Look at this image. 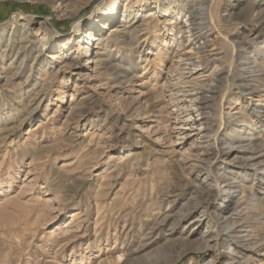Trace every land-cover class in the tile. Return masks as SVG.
<instances>
[{
    "label": "rangeland",
    "instance_id": "374dc122",
    "mask_svg": "<svg viewBox=\"0 0 264 264\" xmlns=\"http://www.w3.org/2000/svg\"><path fill=\"white\" fill-rule=\"evenodd\" d=\"M104 1L0 0V264H264V0H208L194 77L223 81L188 120L210 134L171 100L202 93L173 83L176 57H197L163 27L176 0H120L130 24L91 62L74 32Z\"/></svg>",
    "mask_w": 264,
    "mask_h": 264
},
{
    "label": "bare ground",
    "instance_id": "6f19581e",
    "mask_svg": "<svg viewBox=\"0 0 264 264\" xmlns=\"http://www.w3.org/2000/svg\"><path fill=\"white\" fill-rule=\"evenodd\" d=\"M59 1H61V0H59ZM71 1H74V0H71ZM190 2L192 4V8L196 7V9L193 11L192 10L186 11L187 8L185 9V5L181 4L179 0H176L175 4H173V6H171L169 8H166L164 5L163 6L161 5L162 6L161 12L164 14L163 17L165 18L163 20V27L164 28L168 27L169 31H172V32H175L176 34L182 35L181 38H183L185 40V42H183V43H186L187 46H190L189 49L193 50L195 52V55H197V57H195V58H192L191 56L186 57L185 55H181V54H179L176 57L175 65L178 67L177 70L178 71L181 70L182 73H178L176 75L177 78L175 79V82H173L174 85L175 86H185V87L190 85L194 88L192 90L190 89L191 91L199 92L201 90L202 93L200 96H194V95L193 96L192 95L186 96L188 100H184V101H182V99H171V100H174V103L176 102L174 107L177 109L178 112L181 111V108L183 109V111L181 113H179V114H184V118H185V119L183 118L184 124H182L181 126H189L191 128L194 125H196V128H199L198 133L201 134L200 129H202V127H203V129L208 131V133L210 134V133H212V130H213L212 123L214 121L212 119H209V118L202 119L201 118V121H195L196 120L195 118L193 119V121H191V120L189 121L188 119L193 118L194 117L193 114H197L198 117L203 116L204 110H206L207 108L208 109L213 108L215 101H216L215 95L218 92L217 82H218V84L222 83L223 78L221 77V75H223V73L217 71L216 74H214V75L209 74L208 75L209 80L206 81L209 83V85L200 84L199 82H197V80L194 77L195 76L194 71L200 66V62L198 60L200 57L198 55L202 52V50L204 48H206V45H207L206 40L204 38V32L206 31V29L210 26V23H212V22L210 21L207 24L204 23V21H206V19H207V17L204 18V16L206 15V12L208 14V9H209V3L210 2L208 0H200V1L199 0L198 1L192 0ZM69 9H70V6L67 7L65 5V8L61 9L62 15L73 17L72 16L73 14L71 12H69ZM131 15H132V13L128 10V8L126 6L123 7L121 5L120 0H105L103 5L101 7H99L96 11H94V15L92 17L93 18L92 24H90L89 26H87L85 28H77L75 30L74 34L77 35V37H75V38L77 40L78 50L83 46L81 48V52L83 53V56L88 57L89 61H91V62H96L95 59H96L97 53H95V49H97V47H95L93 45L90 48L91 43L94 40H97V37L108 27L110 28L109 31H111L113 28H116V24H118L120 22L122 24H125V25L130 24ZM155 15H156V13L154 14V13L150 12L148 16L144 17L143 21L139 25L140 29L143 28L144 25L146 26L147 29H149V27L152 25V19L151 18L155 17ZM202 15H203V17L201 18L200 16H202ZM116 17H117V19H116ZM17 18H20V17H13L11 19V26L12 27H13V25H15V23L18 22ZM120 18H121V21H120ZM29 21H30V18H26V22H29ZM110 25H111V27H110ZM3 31L4 30L2 29L1 32H3ZM39 31H38V33H39ZM108 40H110V37H108L107 39H104V40L101 39L100 41H104L107 43ZM39 44H40L41 50H42V48L52 49V47L50 45H48L47 42H43V41L40 42L39 41ZM46 45H48V46L46 47ZM241 45L242 44L239 43L238 46L240 47ZM24 47L19 48V54H20V55L18 54L19 58L22 57L23 59H25L27 56L28 52L24 51V49H25ZM41 50H39V51H41ZM236 56H237L238 60H240V58H242V54H240V53H237ZM235 64L237 66H234V67L238 68V70L239 69L240 70L242 69V71L246 70L245 65H242V64L237 63V62ZM181 66H183V68H181ZM107 68H108V66H107ZM251 72H253V71H251ZM246 74L247 73H244L243 75H238V74L233 75L232 74L231 76H229V79H231L232 83H235L237 86H240V87L246 86L247 87L249 85V82H255L256 79H255V77H250L251 81H247V80H249L248 79L249 77H245ZM227 76H228V74H227ZM213 78L216 79L217 82H216V85L213 84L215 86L212 88V86L210 84L215 82L213 80ZM256 78H258V77H256ZM259 78L260 79H257V80H258V82H261V77H259ZM204 89H206V90H204ZM250 89L253 91V88H250ZM191 91L188 90V92H191ZM179 92H182V90L176 91V93H179ZM207 93H210V95L207 96ZM196 95H198V93H196ZM254 112H255V110H254ZM178 117L179 116H177L176 120L179 119ZM226 121H227V124L229 126L233 127L234 122L236 120L233 118H229ZM206 169H207V172H209L208 165L206 166ZM200 171H202V170H200ZM200 171H198V173ZM215 178H214L215 185H219L220 184L219 180H216ZM221 181L223 182V179ZM204 190H205L204 187L199 186L197 191L195 190L197 192V193L195 192V194L200 195L202 192H204ZM196 197H199V196H196ZM178 219L180 220V217L179 218L176 217L177 221H178ZM164 221L165 220H162L160 222V224L163 223ZM227 224H228L227 222H224L223 223L224 227H226Z\"/></svg>",
    "mask_w": 264,
    "mask_h": 264
}]
</instances>
